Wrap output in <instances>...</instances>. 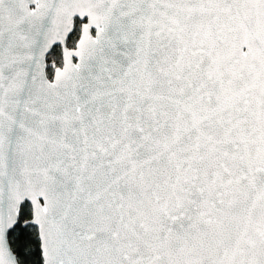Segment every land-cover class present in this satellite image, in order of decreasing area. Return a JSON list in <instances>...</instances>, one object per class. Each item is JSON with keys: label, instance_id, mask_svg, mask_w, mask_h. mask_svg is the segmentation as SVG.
<instances>
[{"label": "snow or ice", "instance_id": "snow-or-ice-1", "mask_svg": "<svg viewBox=\"0 0 264 264\" xmlns=\"http://www.w3.org/2000/svg\"><path fill=\"white\" fill-rule=\"evenodd\" d=\"M0 264H264V0H0Z\"/></svg>", "mask_w": 264, "mask_h": 264}]
</instances>
